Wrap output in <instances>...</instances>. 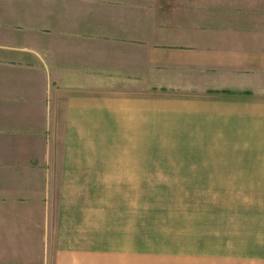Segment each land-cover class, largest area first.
Instances as JSON below:
<instances>
[{
	"label": "crops",
	"instance_id": "0c3cea01",
	"mask_svg": "<svg viewBox=\"0 0 264 264\" xmlns=\"http://www.w3.org/2000/svg\"><path fill=\"white\" fill-rule=\"evenodd\" d=\"M185 118L206 255L128 186ZM0 264H264V0H0Z\"/></svg>",
	"mask_w": 264,
	"mask_h": 264
},
{
	"label": "rangeland",
	"instance_id": "374dc122",
	"mask_svg": "<svg viewBox=\"0 0 264 264\" xmlns=\"http://www.w3.org/2000/svg\"><path fill=\"white\" fill-rule=\"evenodd\" d=\"M193 131L189 118L152 120L149 151L140 153V159L150 163L149 179L145 184L128 186L144 200H136V204L149 209L152 232L166 235L169 241H181L184 254L206 255L208 152L206 136Z\"/></svg>",
	"mask_w": 264,
	"mask_h": 264
}]
</instances>
